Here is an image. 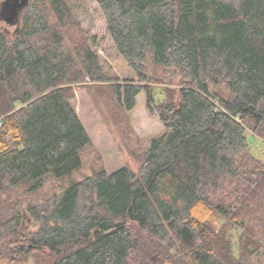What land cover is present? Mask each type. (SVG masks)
I'll return each instance as SVG.
<instances>
[{
    "label": "trees",
    "instance_id": "obj_1",
    "mask_svg": "<svg viewBox=\"0 0 264 264\" xmlns=\"http://www.w3.org/2000/svg\"><path fill=\"white\" fill-rule=\"evenodd\" d=\"M95 1L132 77L108 73L67 0H28L16 35L0 29V262L251 263L264 253V161L247 137L264 140V0ZM82 88L115 114L145 93L166 131L137 170L82 174Z\"/></svg>",
    "mask_w": 264,
    "mask_h": 264
},
{
    "label": "rangeland",
    "instance_id": "obj_2",
    "mask_svg": "<svg viewBox=\"0 0 264 264\" xmlns=\"http://www.w3.org/2000/svg\"><path fill=\"white\" fill-rule=\"evenodd\" d=\"M2 2L0 0V8ZM67 2L82 28L90 36H96L92 48L100 56L101 63L108 73L118 75L122 79L132 77L133 71L119 54L113 39L107 33V20L98 2L95 0H67ZM19 26L20 19L19 23H15L11 16L8 18L3 16L0 19V29L11 37L16 35ZM71 102L93 141L82 174L91 173L93 168L101 163L110 172L124 165L137 170L139 160L134 155L143 153L153 137H158L166 131L165 124L157 116L149 113L144 92L137 97L136 107L132 110L125 109L122 114L108 111L106 104L102 101L98 103L97 98L84 88L76 90V97ZM247 137L253 155L264 161V140L251 131L247 132ZM233 246L235 252L239 254L237 234L233 237ZM26 264H32V260ZM249 264H264L263 251Z\"/></svg>",
    "mask_w": 264,
    "mask_h": 264
},
{
    "label": "water",
    "instance_id": "obj_3",
    "mask_svg": "<svg viewBox=\"0 0 264 264\" xmlns=\"http://www.w3.org/2000/svg\"><path fill=\"white\" fill-rule=\"evenodd\" d=\"M28 0H5L1 3V13L3 16L12 17L15 23H19L20 13Z\"/></svg>",
    "mask_w": 264,
    "mask_h": 264
},
{
    "label": "built area",
    "instance_id": "obj_4",
    "mask_svg": "<svg viewBox=\"0 0 264 264\" xmlns=\"http://www.w3.org/2000/svg\"><path fill=\"white\" fill-rule=\"evenodd\" d=\"M2 122L0 121V124H1Z\"/></svg>",
    "mask_w": 264,
    "mask_h": 264
}]
</instances>
